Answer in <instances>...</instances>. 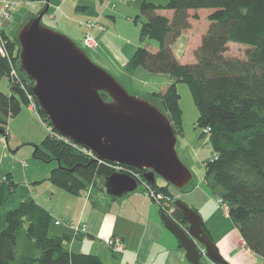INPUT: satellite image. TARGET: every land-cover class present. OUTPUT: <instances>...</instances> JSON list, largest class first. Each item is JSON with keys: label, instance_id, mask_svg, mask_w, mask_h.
Listing matches in <instances>:
<instances>
[{"label": "trees", "instance_id": "obj_1", "mask_svg": "<svg viewBox=\"0 0 264 264\" xmlns=\"http://www.w3.org/2000/svg\"><path fill=\"white\" fill-rule=\"evenodd\" d=\"M203 9L210 11L209 24L194 51L196 60L183 63L173 44ZM192 11L196 13L192 15ZM140 12L147 18L142 37L156 41L157 49L137 48L126 70L134 73L142 67L172 76L163 92L155 91L149 97L167 113L176 134L182 130L178 83L189 86L199 109L197 125L212 130L209 139L214 155L204 161L207 186L229 206V215L246 245L264 256V0H142ZM18 29L2 32L7 53L0 52V83L6 80L10 88L7 92L0 87V132L4 143L9 137L10 119L30 104L34 84L29 77L13 74L20 61ZM233 43L246 46L244 57L227 55ZM102 96L109 99L107 93ZM35 103V111L50 126L47 114L36 100ZM34 156L57 161L48 180L75 195L99 184L104 189L105 178L116 172L114 163L98 161L50 134L36 146ZM126 168L142 176L145 172ZM18 186L10 173L0 180V222L5 203ZM151 186L170 198L173 217L187 226L183 212L175 204L171 185L156 181ZM5 217V226L0 228V264H104L96 254L70 251L66 247L68 234L50 235L52 215L34 198L24 196L20 204L7 210Z\"/></svg>", "mask_w": 264, "mask_h": 264}, {"label": "water", "instance_id": "obj_2", "mask_svg": "<svg viewBox=\"0 0 264 264\" xmlns=\"http://www.w3.org/2000/svg\"><path fill=\"white\" fill-rule=\"evenodd\" d=\"M47 1L38 15L24 20L16 36L18 72L34 81L32 94L52 128L93 152L99 161L144 170L143 177L151 184L162 177L176 188L187 187L193 173L178 154L177 134L167 113L150 97L130 92L69 36L45 26ZM104 187L111 197L121 198L136 191L140 181L114 172L105 178ZM175 204L187 226L163 211L161 217L179 238L190 263L202 264L204 250L214 262L230 264L203 227L201 214L180 198Z\"/></svg>", "mask_w": 264, "mask_h": 264}, {"label": "crops", "instance_id": "obj_3", "mask_svg": "<svg viewBox=\"0 0 264 264\" xmlns=\"http://www.w3.org/2000/svg\"><path fill=\"white\" fill-rule=\"evenodd\" d=\"M3 1L0 0V9ZM38 3L43 6L44 2L38 1ZM73 5L74 3L70 0H62L61 4L56 7L55 13L60 14L61 18L62 16L65 18L74 7ZM78 9L85 10L86 7L78 6ZM88 20L80 21L83 29H85L84 23ZM14 24H6L4 29L11 30L15 27ZM93 28L99 30L98 34L102 31L98 27ZM183 34L189 36L186 30ZM202 35L196 48L201 43ZM188 43L189 41L187 46ZM151 49H157V45H152ZM193 57L195 61V55ZM178 59L182 62L179 57ZM138 74H140L138 75L140 79L147 83L146 80H149L153 73L144 68L140 69ZM165 76H167V80L164 79L165 81L156 86L158 90H153L151 93L163 92L172 82L171 75L165 74ZM3 90L9 92L10 88L7 86ZM133 92L135 91L133 90ZM136 94L139 95L137 92ZM13 122L15 123L13 124ZM18 125L21 126L19 132L11 129ZM9 126V130L15 134L16 144L13 148L8 143L3 144L2 138H0V180L9 173L15 180L17 151H20L24 145L39 143V139H43L44 132L48 131L45 123L30 104L24 106L18 116L11 118ZM22 129H29V131L36 129L39 136L35 138L25 134L21 132ZM50 174L44 175L38 168L33 170L30 167L26 177V186L30 193L23 194L18 204L26 196L34 198L38 204L46 208L52 215L53 223L72 234L60 233L69 235L70 239L67 241L66 247L70 251L96 254L102 258L104 264H192L188 260L187 252L179 238L162 219L160 206L144 194L142 187L121 198L111 197L106 193L105 187L103 189L100 184L75 195L51 183L48 180ZM16 182L18 183V181ZM171 192L175 193L176 198L182 199L201 214L205 230L230 264H264V256L255 253L246 245L238 226L230 217L229 212L221 209L217 204V196L211 192L207 182L206 184L199 182L191 188L177 193L171 188ZM59 219L64 222L72 221L76 224H85L87 232L77 235L66 224L57 225L56 221ZM111 237H118L123 241L125 245L123 252L116 254L111 251L107 245V240ZM203 260L209 264L206 257L202 256L201 261L203 262Z\"/></svg>", "mask_w": 264, "mask_h": 264}, {"label": "rangeland", "instance_id": "obj_4", "mask_svg": "<svg viewBox=\"0 0 264 264\" xmlns=\"http://www.w3.org/2000/svg\"><path fill=\"white\" fill-rule=\"evenodd\" d=\"M12 1L17 2L13 13V18L10 21L4 20L2 24L3 26H5L6 24L11 25L15 23V30L20 27L25 19H29L30 17H32L33 14L38 12L40 7L42 8L48 3L47 0ZM38 1L44 2L43 6H41ZM61 1L62 0H50V9L43 16V24L56 31L66 34L80 47L84 48L82 40L84 37L85 29H83V27L80 25V21L89 19L94 22H100L99 25H102L103 27L102 31L99 32L100 34H98V29L93 28L92 30V34L95 36L98 42L97 47L92 50L86 48L84 49L94 60V62L108 70L130 92L134 90L135 93L137 92L140 96L147 98L151 95L150 93L153 90H158V88H156L157 85L165 81L164 79L167 80V76H165L164 73L151 72L153 73L151 75V78L149 80H146L147 83H144L145 81L141 80L140 76H138L140 75L138 74V71L144 68L139 67L134 73L128 72L125 68L126 63L129 61L137 48H151L152 45H157L156 41L142 37V27L144 22H146L147 20V18L140 12V5L142 0H131L125 2L119 0H70L74 3V7L68 13L69 15L65 13V15L68 16H66L65 18H63V16L61 18L60 14L55 13L57 11L56 7L61 4ZM152 1L160 2L163 0ZM78 6H84L86 7V9H78ZM194 13L196 12L192 11V15ZM209 13L210 11L206 9L199 10L197 12L199 17H192L191 27L186 30V33H188L189 36L183 34L173 44L178 57L182 60L183 63L190 62L191 60L194 61V48H196L199 43L198 41L200 36L208 27ZM188 41L189 43L187 46ZM245 50V45L233 43L229 46L227 55L244 57ZM132 75H134V78H132ZM7 86L8 85L6 80L1 81L0 87L2 89H6ZM178 89L181 95L180 106L182 109V130L177 134V151L181 160L189 167V169L193 173V180L187 185V187L184 188L188 189L199 182H203V184H206V167L204 161L208 160L212 155H214V151L209 139L210 136L204 135L203 129L197 125L199 109L193 99L189 86L185 82H179ZM156 104L159 105L158 103ZM14 123L15 122H13V124ZM9 128L10 126L8 125V130ZM11 129L19 132L21 126H14ZM21 132L31 135L35 138L39 136L36 129H33L32 131H29V129H22ZM48 134L49 131H45L43 139ZM0 138H2L1 133ZM43 139L40 138L39 143L24 145L20 151H17V155L15 156L17 161L15 163L16 169L14 172V176L15 180L18 181L19 186L17 191L13 193L5 203L3 210L4 215L2 221L0 222V228H3L5 226V214L7 210L17 206L18 202L20 201V197L23 194L30 193V190L26 186V177L30 167L33 168V170L38 168L42 171V173H44V175H46L50 174L52 167L58 165L57 161L55 160L45 161L34 157L36 146L40 144ZM15 142V134L9 130L7 143L13 147L16 144ZM26 166L29 167L25 168ZM157 181L159 184L167 183L162 177H158ZM141 187L142 186H140L139 188ZM171 188H173L176 193L184 190L176 188L172 185ZM83 192L85 191H82V193ZM221 209H224V206L221 207ZM62 232L70 233L63 227H57L55 223H52L50 228V235L60 234ZM205 254L206 253L202 251V256L207 258L208 256ZM202 263L206 264L204 260Z\"/></svg>", "mask_w": 264, "mask_h": 264}, {"label": "built area", "instance_id": "obj_5", "mask_svg": "<svg viewBox=\"0 0 264 264\" xmlns=\"http://www.w3.org/2000/svg\"><path fill=\"white\" fill-rule=\"evenodd\" d=\"M119 1L125 2V1H131V0H119ZM16 5H17V2H15V1L4 0L2 8L0 9V52L3 54L7 53V48H6L7 41L2 36V32L4 29V26L2 23L4 20H9V21L12 20L14 9H15ZM99 24L100 23L94 22L92 20H88L87 22L84 23L85 33H84V37L82 40L84 48L92 50V49H95L97 47L98 42H97V39L95 38V36L92 34V29H93V27H97V26L99 28L103 29L102 25H99ZM18 73H19L18 69L13 70V74L17 75ZM29 99H30V106L34 110H36V103H35V98H34L33 94L29 95ZM46 127H47V130L49 131V134L52 137H54L56 139L64 140V141L68 142L69 144H71L76 149H78V150H80L86 154H89L93 158L96 159L97 156L93 152H91L87 148L73 142L70 138H67V137L61 135L60 133L56 132L52 128L51 124H50V126L46 125ZM211 132H212V130L210 127H206L203 129V133L206 136H210ZM101 162H106V161H101ZM107 163H109V162H107ZM114 164H115L114 167L116 169V172H122V173L130 174V175L134 176L135 178H137L140 181V186L143 187L144 194L147 197H149L153 202L157 203L160 206L161 211L165 212L173 220H175V218L173 217L174 206L171 203L170 198H167L163 193H157L155 191V189L152 188L151 184L141 174L133 172V171H129V169L126 168L125 165L116 164V163H114ZM216 201L220 207L224 206L225 211L229 212V206L223 201V199L221 197H217ZM56 224L57 225L66 224V226L71 228L76 234L87 232V227L85 224L81 225V224H76L72 221L64 222L61 220H57ZM107 245L109 246V248L114 253H120V252L124 251V249H125V245H124L123 241L118 237H111L110 239H108ZM203 252H204V250H203ZM207 259L209 260V264H218V263L214 262L213 260L209 259L208 257H207Z\"/></svg>", "mask_w": 264, "mask_h": 264}]
</instances>
